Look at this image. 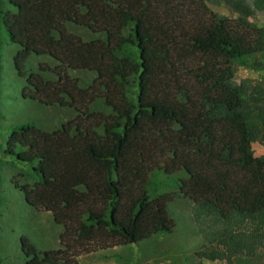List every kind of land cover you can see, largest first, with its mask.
Listing matches in <instances>:
<instances>
[{
  "label": "trees",
  "instance_id": "obj_1",
  "mask_svg": "<svg viewBox=\"0 0 264 264\" xmlns=\"http://www.w3.org/2000/svg\"><path fill=\"white\" fill-rule=\"evenodd\" d=\"M256 11L264 0H0V42L19 47L23 96L74 111L51 131L15 124L4 144L25 170L14 185L26 203L62 227L60 247L43 252L22 236L24 264H80L171 233L173 195L150 192L158 173L182 174L199 264L264 249V155L251 148L258 134L264 144V97L235 84L231 68L264 50V27L243 17ZM67 23L98 36L84 40ZM31 55L53 64L29 71ZM70 70L95 76L83 87ZM96 100L108 111L93 110Z\"/></svg>",
  "mask_w": 264,
  "mask_h": 264
},
{
  "label": "rangeland",
  "instance_id": "obj_2",
  "mask_svg": "<svg viewBox=\"0 0 264 264\" xmlns=\"http://www.w3.org/2000/svg\"><path fill=\"white\" fill-rule=\"evenodd\" d=\"M208 5L219 15H238L224 3L210 1ZM243 17L257 26L264 27L262 11ZM67 28L84 40L98 36L86 27L73 23H67ZM18 49L17 45L8 40L0 42V264L25 263L21 249L22 236L29 237L38 250L43 252L60 247L59 235L62 231V227L54 222L50 212L39 211L28 205L23 193L15 187L14 181L23 183L26 174L25 170L3 154L9 129L15 124L31 123L51 131L74 116V111L69 107L46 106L23 96L25 79L17 74L13 66V56ZM41 62L53 64L47 56L31 55L27 60L28 70H37ZM262 67L264 50L245 61L234 60L231 63L232 80L237 85H243L248 92L264 97ZM69 73L76 77L83 87L88 86L95 76L94 72L89 70H70ZM91 108L108 111L102 100H96ZM255 124L258 125L257 121ZM251 148L255 156L264 155V144L259 134L252 142ZM180 176L182 174L166 176L158 173L150 181V192L153 196L164 193L173 195L168 208L176 226L171 233L157 234L137 244L83 255L79 258L80 264H199L195 251L202 247L203 240L193 223V203L178 191L177 181ZM202 264L224 263L203 260ZM231 264H264V249L250 257L234 258Z\"/></svg>",
  "mask_w": 264,
  "mask_h": 264
}]
</instances>
